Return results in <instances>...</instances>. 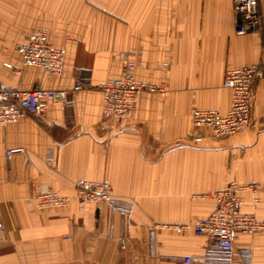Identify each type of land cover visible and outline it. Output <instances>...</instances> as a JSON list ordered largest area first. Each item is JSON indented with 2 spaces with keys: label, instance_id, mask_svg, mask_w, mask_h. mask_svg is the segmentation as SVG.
Instances as JSON below:
<instances>
[{
  "label": "crops",
  "instance_id": "obj_1",
  "mask_svg": "<svg viewBox=\"0 0 264 264\" xmlns=\"http://www.w3.org/2000/svg\"><path fill=\"white\" fill-rule=\"evenodd\" d=\"M37 30L66 50L62 75L22 67L14 46ZM263 49L264 35H237L233 0H0V83L65 90L71 101L0 128V264H264V233L239 234L224 253L166 227L209 216L212 194L231 182L260 187L241 193V210L264 221V79L242 132L214 139L190 117L226 114V72L261 62ZM127 63L164 93H140L118 127L103 120L101 85ZM9 148L25 153L9 162ZM78 180L109 183L112 199L38 207L46 190L73 197Z\"/></svg>",
  "mask_w": 264,
  "mask_h": 264
},
{
  "label": "built area",
  "instance_id": "obj_2",
  "mask_svg": "<svg viewBox=\"0 0 264 264\" xmlns=\"http://www.w3.org/2000/svg\"><path fill=\"white\" fill-rule=\"evenodd\" d=\"M236 16V33L243 36L253 33L264 35V16L260 10V0H233ZM22 67H38L47 76H60L64 72L66 50L53 46L44 30L31 33L24 42L14 46ZM134 65L126 64L127 74L119 79H110L101 85L103 95V120L118 127L126 126L135 111L140 93L155 92L162 95L164 89L137 80L131 73ZM16 72H20L19 69ZM264 79V49L262 61L238 69L228 70L223 86L232 92L230 109L226 114L218 110L193 109L190 117L194 129H207L212 138L223 139L234 136L252 122V103L256 84ZM69 93L65 90H51L33 87L22 90L0 83V128L17 124L27 117L40 118L46 115L51 104L69 106ZM24 148H9L4 154L11 161L17 154H24ZM260 187L256 184L245 186L231 182L214 192V211L207 217L192 224L167 225L177 233L194 232L217 243L224 253H232L239 234L255 235L264 233V221L241 210V193L250 191L256 194ZM77 199L83 208L86 204L100 205L112 199V189L107 182L78 180L74 182L73 197L53 191H43L36 197L41 209L63 208ZM6 239V226L0 211V243ZM122 248L125 240L121 241ZM190 263V259L186 260Z\"/></svg>",
  "mask_w": 264,
  "mask_h": 264
},
{
  "label": "bare ground",
  "instance_id": "obj_3",
  "mask_svg": "<svg viewBox=\"0 0 264 264\" xmlns=\"http://www.w3.org/2000/svg\"><path fill=\"white\" fill-rule=\"evenodd\" d=\"M69 203H70V202H69ZM69 203H68V204H69Z\"/></svg>",
  "mask_w": 264,
  "mask_h": 264
}]
</instances>
